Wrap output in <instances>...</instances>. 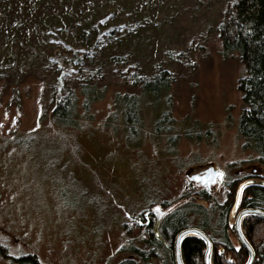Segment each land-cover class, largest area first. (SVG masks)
<instances>
[{"label": "rangeland", "instance_id": "obj_1", "mask_svg": "<svg viewBox=\"0 0 264 264\" xmlns=\"http://www.w3.org/2000/svg\"><path fill=\"white\" fill-rule=\"evenodd\" d=\"M227 1L161 0V31L148 42L156 51L137 60L151 71L161 50L170 87L157 100L132 89L140 110L128 120L115 98L129 87L108 75L104 97L86 112L79 94L67 124L52 114L50 61L32 59L46 7L0 0V264L31 254L42 264H116L153 217L157 236L163 215L189 196L209 206L191 179L194 164L223 172L209 190L216 202L227 181L264 177L261 155L239 133L246 67L223 54L218 34Z\"/></svg>", "mask_w": 264, "mask_h": 264}, {"label": "trees", "instance_id": "obj_2", "mask_svg": "<svg viewBox=\"0 0 264 264\" xmlns=\"http://www.w3.org/2000/svg\"><path fill=\"white\" fill-rule=\"evenodd\" d=\"M25 1L32 2L34 8L40 4L46 7L47 15L39 21L41 35L37 36L38 42L32 48L34 50L37 45L34 51L38 55L33 54L32 59L36 55L39 65L43 64V59L53 62L48 65L54 74L49 88L52 114L61 122L72 124L75 120L79 94L86 112L102 99L108 75L119 78L129 87L130 91L123 95L117 93L115 98L117 107L127 114L128 120L136 118L140 110L141 99L137 97L140 94L133 93L132 89L138 88L141 96L157 100L170 87L173 78L170 71L161 69V50L160 62L157 60L151 71H146L137 60L141 55L140 59L145 58L147 48L150 55L156 51L148 42L155 40L161 31L158 12L161 0H68L69 7L67 0ZM218 34L223 54L236 53L245 64L247 74L240 78L238 88L243 92L247 108L240 117L239 133L264 162V0H228ZM45 49L48 51L46 57ZM57 60L64 64H58ZM104 61L110 64L108 69ZM245 177L226 184L222 202L212 200L206 189L197 194L208 201L209 206L199 203L195 195L189 196L163 215L158 225L159 236L154 233L152 221L141 239H129L121 248L127 255L116 264H176L174 238L180 230L190 226L202 228L211 238L212 264H245L247 249L240 243L236 246L229 234L230 230L235 231L230 222L231 210L238 186ZM241 207L264 210V186L249 184L244 189ZM241 226L255 250L253 264H264V218L246 215ZM205 250V240L197 235H188L181 244L185 264H205ZM2 252L5 250L0 247ZM7 256L20 264H42L33 254L17 258Z\"/></svg>", "mask_w": 264, "mask_h": 264}, {"label": "water", "instance_id": "obj_3", "mask_svg": "<svg viewBox=\"0 0 264 264\" xmlns=\"http://www.w3.org/2000/svg\"><path fill=\"white\" fill-rule=\"evenodd\" d=\"M190 170H193L190 169ZM193 181H200L203 186H205L208 190L212 188L213 185L219 184L222 182V172L218 170L217 166L211 165L203 174H194L191 178ZM257 184L264 186V180L255 181L253 179H246L242 181L237 190L236 200L233 206L232 214L235 215L234 218V230L237 235L238 241L242 244L248 252V260L245 264H253L255 259V250L247 237L245 236L241 222L242 219L249 214H256L264 218V210L252 207H244L240 208L242 195L244 189L249 184ZM188 235H197L205 240L206 250H205V264H212L211 262V254H212V240L207 235V233L200 227L190 226L180 230L175 238H174V258L176 264H185L182 252H181V244L185 237Z\"/></svg>", "mask_w": 264, "mask_h": 264}, {"label": "flooded vegetation", "instance_id": "obj_4", "mask_svg": "<svg viewBox=\"0 0 264 264\" xmlns=\"http://www.w3.org/2000/svg\"><path fill=\"white\" fill-rule=\"evenodd\" d=\"M194 166V168H195V171H194V174H203L204 172H205V170H207L208 168H209V165H207V163H206V165H203V164H199V163H196V164H194L193 165ZM192 166V167H193ZM218 168V167H217ZM190 170V169H189ZM218 170H220L219 168H218ZM221 171V170H220ZM222 172V171H221ZM223 178H224V175H223V172H222V182H223ZM261 178V179H260ZM246 179H253V180H255V181H259V180H264V177H260L259 175H258V177H254L253 175H249V177H247V175H246V177H245V179H243V180H246ZM192 181V180H191ZM194 182V184L195 185H199V187L201 188V189H206L207 190V192H209V190L205 187V186H203L202 184H201V182L200 181H193ZM221 182V183H222ZM221 183H219V184H221ZM227 183H228V181H227ZM226 183V184H227ZM226 184H225V186H226ZM254 184V183H253ZM261 186H263V185H261ZM214 188V185L212 186V188L211 189H213ZM210 189V190H211ZM210 193V192H209ZM240 208H242L241 206H240ZM233 210V209H232ZM232 210H231V219L232 220H230V222L232 223V221L234 220V218H235V215H233L232 214ZM148 213H145L144 214V216L145 217H147L148 215H147ZM154 222V227H155V225H156V221H155V219H154V217L150 220V222L148 223V224H145V225H141V226H144L145 227V229H147V227L149 226V224L151 223V222ZM140 224H142V223H140ZM160 235V234H159ZM159 235H157V236H159ZM237 236V235H236Z\"/></svg>", "mask_w": 264, "mask_h": 264}]
</instances>
